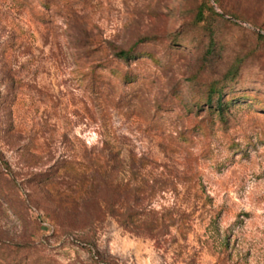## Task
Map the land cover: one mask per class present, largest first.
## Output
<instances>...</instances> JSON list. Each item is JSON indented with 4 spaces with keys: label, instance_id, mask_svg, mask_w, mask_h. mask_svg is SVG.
Instances as JSON below:
<instances>
[{
    "label": "rangeland",
    "instance_id": "1",
    "mask_svg": "<svg viewBox=\"0 0 264 264\" xmlns=\"http://www.w3.org/2000/svg\"><path fill=\"white\" fill-rule=\"evenodd\" d=\"M258 35L264 0H0V264H264Z\"/></svg>",
    "mask_w": 264,
    "mask_h": 264
},
{
    "label": "trees",
    "instance_id": "2",
    "mask_svg": "<svg viewBox=\"0 0 264 264\" xmlns=\"http://www.w3.org/2000/svg\"><path fill=\"white\" fill-rule=\"evenodd\" d=\"M209 9L211 12L213 11V9L211 7H209ZM202 21H203L202 12L198 11L197 18H196L195 22L199 23ZM258 37L264 38L263 36H260V35H258ZM134 52H135L134 48H130L127 51L118 50L115 53V56L121 61H128V60L132 59V55L134 54ZM238 69H239V64L232 66L226 72L224 78H227L229 76L230 77L236 76L238 71H239ZM215 95L217 96L218 113H219V116L221 117L223 115V108L225 105V103L222 101V91L220 89H217V87H215L214 85H211L209 87V91L207 93V102L211 104L213 101V97ZM104 208L106 209L107 213L111 214V216L117 221L118 225L123 230H125L127 232H134V231H137L138 229H143L144 223L141 222V219L137 218L135 212L131 210L133 207L131 206V208H130V207L126 206L125 202L116 201L114 204H111V203L107 204L106 203V204H104ZM122 209H124L125 214H119L120 211H122ZM148 227H147V229H149L148 231L150 233L155 232L157 230V226H156L155 221L149 223ZM149 237L152 239H157V237L155 235L150 234Z\"/></svg>",
    "mask_w": 264,
    "mask_h": 264
}]
</instances>
